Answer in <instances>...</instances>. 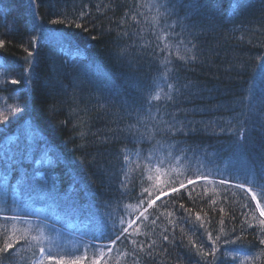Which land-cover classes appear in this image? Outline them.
Masks as SVG:
<instances>
[{
  "label": "trees",
  "instance_id": "16d2710c",
  "mask_svg": "<svg viewBox=\"0 0 264 264\" xmlns=\"http://www.w3.org/2000/svg\"><path fill=\"white\" fill-rule=\"evenodd\" d=\"M251 1L253 2L208 0L207 10L214 12L215 21L214 27H209L200 40L204 56L179 70L181 82L192 85L193 95L180 102V107L186 110L188 121H212L217 117L227 121L229 117L242 111L236 101L241 96H247L253 85L257 94L264 91V81L260 80L258 67L264 62L261 60L264 57V7L254 11ZM119 3L131 5L147 2L119 0ZM237 3L243 4V8L235 7ZM97 4L106 6L102 10L103 14L97 13ZM82 5H87L94 21L82 22L87 31L84 27L77 28L68 23H49L52 19H64L54 14L57 12L66 13L71 20L79 13ZM108 5L109 0H36L35 5L32 0H0V40L5 42L4 47L0 48L1 64L11 65L12 68L10 72L7 68H0V112L9 118L7 122L0 124V174L8 175L7 189L12 191L25 171L36 176L37 162H47L57 181L54 199L49 198L48 204H39V207L32 208L44 207L46 215L59 219V227L72 230L76 234L73 225L76 220L71 214L70 204L64 200V193H73L74 208L78 210L77 217L81 221L90 212L94 218L100 220L107 210L114 216H120L126 207L131 210L135 208L136 215L142 210L135 199L142 187L137 186L135 192L130 193L131 199L121 198L119 192L115 191L117 179L113 177L119 173L121 163L118 152L125 148L134 150L126 128L136 123L135 119H130L122 110L121 101L124 98L131 99L137 95L138 90L147 88L157 76L158 63L168 55L167 52L162 53L159 50L155 57L140 53V46L151 48L155 39L150 34L154 13L147 8L141 9L144 17L140 18L139 25L132 27L131 20L124 25L129 31L139 34L133 35L131 40L121 41L126 49H118L116 34L123 29L117 28V22L122 20L128 9L121 7L107 11ZM176 11L180 18H184L186 13L189 17L193 16V11L186 3L183 6L178 4ZM195 19L200 20L202 16ZM41 21L46 27H56L67 34L68 43L63 49L48 44L29 46L31 37L36 35L32 26ZM133 46L140 59L133 54ZM25 48L33 51L34 60L28 57ZM123 50L130 53L128 59L132 60V67L116 58V53ZM172 58L177 59L175 53ZM26 59L35 67V72L32 73L33 83L27 88L22 79L27 67ZM153 60L157 62L156 65H153ZM261 71L264 73V70ZM97 73L105 75L104 83L98 81ZM13 79H18L21 83L13 85ZM13 89L23 91L13 92ZM98 99H108L113 103L100 108L97 106ZM25 104L27 108L23 114L5 111L6 108L17 106L23 109ZM217 106L220 108L217 109ZM233 107L235 112L231 110ZM141 119L146 120V114H141ZM216 131L219 132V129ZM81 133L86 138H81ZM253 136L258 138V131L253 132ZM193 142H203L205 147L211 145L209 151L218 153L214 164L226 173H234L238 179L230 178L227 185L220 186L219 175L214 174L216 183L209 181L206 192L197 186L191 192L192 199L182 190L179 199L175 193L168 192L169 194L157 200L146 214L149 219L137 221L134 225L138 234L132 238L145 245V250L137 256L138 264H208V261H213L214 264H233L234 256H256L264 251V245L259 244L258 229L254 222L249 221L253 223V227L246 228L245 232L241 233L239 230L245 220L242 213L247 211L244 205L251 203L254 207L256 201L251 200L252 195L246 189L233 184L235 182L250 186L259 197L256 186L264 183V170L255 163L258 160L256 151L236 146L229 134L204 133L189 138L187 144L191 145ZM137 147L147 151L152 145L145 143ZM23 156H27V159H23ZM236 158L245 161L249 167L248 173L244 174L237 168L230 169L231 162ZM189 165L192 172H195L198 163L190 159L179 168L173 166V172L162 175L160 185L177 172L188 173ZM207 166L212 168L213 164L207 162ZM123 178L122 175L119 176V179ZM73 181L76 182L75 185ZM19 187L23 189L22 184ZM127 187L131 189L132 184L129 183ZM143 187L154 191L147 184ZM188 188L191 190L192 186L188 185ZM210 199L217 201L216 209L223 206L225 212L221 214L218 210L213 211ZM109 200L111 205L108 208L103 207L102 204ZM180 203L185 208L192 209L190 217L179 208ZM197 212L200 220L196 219ZM233 214L236 219H231ZM130 217V220L134 219V215ZM155 217L159 218L152 225L150 221ZM221 218L225 221L223 225L219 223ZM50 220L52 222L53 218ZM233 228L236 229L235 232ZM165 230L171 243L162 242L160 239ZM208 232L212 233L214 239H219L215 256L204 258L197 249L203 244L205 251L211 250ZM237 237L242 239L238 240ZM152 241H155L156 247L151 249L152 255L148 256L147 245ZM132 247L128 241H118L114 246L115 249L126 252H130ZM9 252L11 256L4 264H24V260L32 256L27 245L20 253L15 250ZM20 256L24 260H20ZM115 256L114 251L113 257ZM109 264H115V261L110 260ZM120 264H133L132 256L122 257ZM234 264H241V261L235 260ZM253 264H264V256Z\"/></svg>",
  "mask_w": 264,
  "mask_h": 264
},
{
  "label": "snow or ice",
  "instance_id": "6c2138e0",
  "mask_svg": "<svg viewBox=\"0 0 264 264\" xmlns=\"http://www.w3.org/2000/svg\"><path fill=\"white\" fill-rule=\"evenodd\" d=\"M35 2L36 0H32L34 5ZM185 3L193 11V16L189 17L186 13L184 18H180L176 11L177 5L183 6ZM243 6V4L239 3L235 5L238 8H243ZM105 7L104 4H97V13L103 14L102 10ZM121 7H126L128 10L124 12L122 20L117 22V28L123 29L116 34V46L118 49H126V45L122 44L121 41L131 40L133 35L139 34L138 32L129 31L124 25L129 20L132 22V27L139 25L141 23L140 18L144 17L141 9L147 8L149 12L154 13L150 25V34L155 39L151 48L140 46V53L152 57L156 56L157 50L162 53H168L158 63L156 67L157 76L153 78L152 83L144 90H138L135 97L131 99L124 98L121 101L122 110L125 111V114L130 119H135L136 123L130 124L126 128L128 137L133 142L134 150L130 151L125 148L118 152L121 163L119 173L113 177L117 179L115 191L119 192L121 198L128 197L131 199L130 193H134L137 186L142 187L140 194L135 196L139 203V208L142 210H139V215L132 220H125L122 216H114L108 211L105 212L100 220H94L92 216H88V224L85 227L95 223L100 226V234L97 235L93 232L90 237L91 242L81 237L80 243L75 250H69L58 242V236L51 235V233L59 234L61 230L47 222L48 217L45 210L34 209L30 203L37 196L54 199L56 179L41 176L39 179L43 183L39 184L35 176H31L25 171L17 187L22 184L23 191L28 199L21 202L14 195L11 204H9L6 191L8 175L4 174L0 176V254L7 253L8 256H0V264H4V261L11 256L9 250H15L20 253L25 245L28 246V250L32 251V256L28 260H24V257L20 256V260H24V264H109L110 260H114L115 264H120V259L129 255L132 256L133 264H138L137 256L145 250V245L132 238L138 234V229L134 225H136L137 221L149 219L146 214L149 209L153 208L156 201L160 200L162 195H167L170 191L175 193L176 198L179 199L181 191L184 190L189 199H192L191 192L197 186L202 187L205 192L207 191L209 176L211 175H219L218 184L220 186L227 185L230 178L238 179L234 173H226L214 164V158L218 153L209 151L211 145L205 147L203 142L200 144L195 142L191 145L187 144L188 139L196 135L209 132L212 135L229 134L236 146L246 150L251 148L256 151L258 160L255 163L261 170H264V91L257 94L255 85H253L248 90L247 96H241L236 101V105L240 106L242 111L235 116L229 117L227 121L222 117H217L212 121H188L185 114L186 110L180 107L181 100L188 99L193 93L191 91L192 85L181 82L182 78L179 75V70L186 65L197 62L204 56L200 43L201 37L205 35L209 27H214L215 14L207 10L208 0H147V3H134L131 5H122L119 0H109L107 11L118 10ZM54 14L62 16L64 19H52L49 21L52 25L68 23L77 28L84 27L85 31H87L82 22L85 20L94 22L92 21V12L87 5H82L79 13L74 15L71 20L68 19L67 14L64 12ZM197 16H202V19L196 20L195 17ZM77 21H81V23ZM32 27L36 35L31 37L29 41L30 47L32 45L43 46L48 44L53 47L59 46L63 49L68 43L67 34L62 29L46 27L43 21L33 24ZM108 31L111 32V29ZM4 43L3 40H0V48L4 47ZM25 51L28 53V57L34 60L33 51H29L28 48H25ZM173 53L177 57L176 60L172 58ZM133 54H136L135 46H133ZM129 55L130 53L127 50H123L116 53V58L121 62H126L128 67H132L133 62L128 59ZM136 58L140 59V55L136 54ZM261 60L264 61V57H261ZM152 63L153 65L157 64L155 60ZM25 64L27 67L24 74H22V79L27 88L33 83L32 73L35 72V67L28 59L25 60ZM258 67L260 68V80L264 81V73L261 71L264 70V62L259 64ZM0 68H7L9 72L12 70L11 65L7 64H0ZM20 83L21 81L18 79L11 80L13 85ZM17 91L23 90L13 89V92ZM111 103L113 102L108 99L97 100V106L100 108H105L106 105L110 106ZM26 108L27 105L25 104L23 109L17 106L6 108L5 111L23 114ZM219 108L220 106H217V109ZM52 110L54 111L55 109ZM231 110L235 112V107ZM141 114H146L147 119H141ZM242 117L243 119H241ZM8 119L7 115L0 112V124H4ZM149 124L151 127H148ZM194 125L201 126L197 127ZM142 128L144 129L143 131L141 130ZM217 129H219V132L216 131ZM257 131L259 133L258 138L253 136V132ZM80 135L81 138H86L84 133ZM178 137L182 139H177ZM145 143L151 144L152 147L147 151L142 147H137V145ZM201 157L207 160L208 163L213 164V167L208 168L207 164L201 166L198 163L195 172H192L191 165H189L187 175L177 172L175 176H169V180L163 186L160 185L161 176L173 172V166L179 168L183 162L190 159L199 161ZM22 158L27 159V156ZM120 175L124 178L119 179ZM181 175H184V179L178 178ZM192 175H195V179L190 178ZM129 183L132 184L131 189L127 187ZM212 183H216V181L213 180ZM73 184L75 185L76 182L73 181ZM146 184L153 188L154 191H150L149 187H143ZM188 185L192 186L191 190H189ZM235 186L241 189L244 188L242 183H237ZM76 187L78 188V185ZM109 187L111 188L112 185L110 184ZM256 187L259 189L260 199L257 200V194L253 193L251 200L256 201L255 206L253 207L251 203L244 205L247 211L242 213L245 220L241 223L239 230L241 233L245 232L246 228L253 227V223L249 221L254 222L258 229L257 238L259 239V244L264 245V183H260ZM247 191H251V189ZM203 194L201 193V195ZM63 195L65 202L70 204L71 214H77L78 210L74 208L73 193H64ZM210 203L213 205V211L218 210L221 214L225 212L223 206L218 209L215 208L217 204L215 199H210ZM110 205L111 200L102 204L105 208ZM179 208L188 213L190 217L191 208H185L183 203L179 204ZM158 218L151 219L150 223L155 225ZM196 219H201L199 212L196 213ZM231 219H236L234 214ZM219 223L223 225L225 223L224 219L221 218ZM202 226L203 223L201 224ZM233 231L235 232L236 229L233 228ZM207 235L208 240L211 242V250L205 251L203 244L197 249L198 253L204 258L215 256L217 251L216 244L219 239V237L214 239L211 232H208ZM98 239L107 240L109 243L97 244L95 241ZM160 239L162 242L171 243L167 230L161 235ZM237 239L240 240L242 237H237ZM118 241H128L133 246L131 251L126 252L115 249L114 246ZM18 245L19 247H17ZM147 247L149 251L146 254L151 256V249L156 247L155 241H152ZM193 247H195V244H193ZM114 251L116 252L115 257H113ZM227 254L230 255L231 253ZM261 256H264V251L256 256H244L242 258L234 256L233 264L235 260H240L241 264H253ZM208 264H214V262L208 261Z\"/></svg>",
  "mask_w": 264,
  "mask_h": 264
},
{
  "label": "rangeland",
  "instance_id": "374dc122",
  "mask_svg": "<svg viewBox=\"0 0 264 264\" xmlns=\"http://www.w3.org/2000/svg\"><path fill=\"white\" fill-rule=\"evenodd\" d=\"M146 2H147V0H146ZM250 4L251 5L253 4L252 9L254 11H256L257 8L264 7V0H253V2L251 1ZM1 62H2V59L0 58V64H1ZM97 76H98V81L103 82V83L105 82L106 77H105L104 74L97 73ZM196 162L199 163L201 166H203V165L207 164L208 161L204 160L203 157H201L199 159V161L196 160ZM36 166H37V170H36V176L35 177L37 179V183H39V184L43 183V181H41L39 179V177H41V176H43L44 178H48V177L54 178V176H52V174L50 172L49 165H48L47 162L43 163V161H39V162H37ZM40 166H41V168H40ZM229 167H230V169L237 168L238 170H241L244 174L248 173V170H249V167L247 166L245 161H243L241 158L234 159V162L232 161ZM229 167L227 166L228 169H229ZM205 171H207V169H205ZM37 174H39V175H37ZM185 175H187V172H185ZM0 176H2V175L0 174ZM192 176L193 177H190V178L195 179V175H192ZM178 178L179 179H184V175L179 176ZM214 179H216V178L213 175L209 176V181L214 180ZM233 184H237V183L233 182ZM8 185H9V178H8L7 186H6V191H7V197H8L9 204H11L14 195L16 197H18V199L21 202H23V201L28 199V197L25 194V192L23 191V189L21 187H19V186L17 187V184H15V186L13 187L12 191H9L7 189ZM163 185L164 184H161V186H163ZM244 189L249 190V189H251V187L244 185ZM248 192L251 195L253 193H255V191L253 189H251V191H248ZM169 193H171V192L169 191ZM162 196H164V195H162ZM257 200H259L258 195H257ZM49 201H50V199L47 198V197L44 198L42 196H37L36 199L31 201L33 203V204L31 203V207H34V206L35 207H39V204H48ZM62 204H65V203H62ZM38 209H44V207L38 208ZM134 209L135 208H132V210H131V209H129V207H126V209L123 210L120 213V216H122L125 220H130V218H131L130 216L134 215V219H135L139 214L136 215L137 211H135ZM133 211L135 212V214H134ZM45 213H46V211H45ZM100 215L102 216V214H100ZM77 216H78V214L73 216V218L75 217L74 219L76 220V222H74V224H73L74 227H75V231L77 232V234H75V232L72 231V230H69V229H66V228H60L59 225H58L59 224V222H58L59 219L56 216H50L49 214H47V217H48L47 222L49 224L54 225L56 228L61 230L59 234L51 233V235L58 236V242L62 246H64L65 248H67L69 250H75L76 246L80 243L81 237H83L84 240H89V242H91L90 237H91L93 232H95L97 235L100 234V228L95 223L90 224L87 227H85V225L88 224V221H87V217L88 216H92L94 220H98V218H94V216H93V214L91 212L87 213V215L85 216V218L82 221L80 220V218L78 219ZM52 218H53V220L51 222L50 219H52ZM33 219H35V218L33 217ZM60 221H62V219ZM69 224L71 225V223H69ZM69 224H67V225H69ZM85 233H87V235H85ZM95 243H97V244H107L109 242H103V241L96 240Z\"/></svg>",
  "mask_w": 264,
  "mask_h": 264
}]
</instances>
